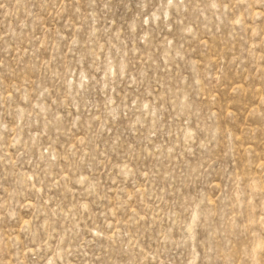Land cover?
Listing matches in <instances>:
<instances>
[{
	"label": "rangeland",
	"instance_id": "1",
	"mask_svg": "<svg viewBox=\"0 0 264 264\" xmlns=\"http://www.w3.org/2000/svg\"><path fill=\"white\" fill-rule=\"evenodd\" d=\"M0 264H264V0H0Z\"/></svg>",
	"mask_w": 264,
	"mask_h": 264
}]
</instances>
